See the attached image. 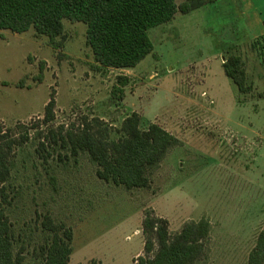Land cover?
<instances>
[{
	"label": "rangeland",
	"instance_id": "rangeland-1",
	"mask_svg": "<svg viewBox=\"0 0 264 264\" xmlns=\"http://www.w3.org/2000/svg\"><path fill=\"white\" fill-rule=\"evenodd\" d=\"M247 1L176 13L148 31L152 53L130 69H99L79 22L63 21L57 47L32 30H0V137L15 141L0 188L13 253L23 248L24 264H41L44 215L72 230L68 264H137L146 210L165 219L170 234L208 219L205 264H247L264 227V34L253 37L260 28ZM252 1L264 21V0ZM231 55L244 62L247 94L223 72ZM118 77L128 79L121 99ZM50 98L54 119L44 123ZM132 113L142 130L156 124L180 143L144 189L100 180L86 154L71 157L47 139L50 129L89 124L117 140Z\"/></svg>",
	"mask_w": 264,
	"mask_h": 264
},
{
	"label": "trees",
	"instance_id": "trees-1",
	"mask_svg": "<svg viewBox=\"0 0 264 264\" xmlns=\"http://www.w3.org/2000/svg\"><path fill=\"white\" fill-rule=\"evenodd\" d=\"M0 0V30L22 34L32 30L46 36L50 44L63 34V21L85 25L86 44L99 69H130L152 53L148 31L171 21L176 13L189 14L217 0ZM257 42H252L254 49ZM223 72L232 80L240 94L251 91L246 82L245 65L239 56H228L222 63ZM128 79L118 77L114 95L122 98ZM54 101L44 108L43 122L54 119ZM121 136L110 140L108 134L94 131L85 124L81 129H50L49 143L64 149L71 157L86 154L96 166V176L127 191L150 185L154 173L179 140L156 124L140 128V117L132 113L120 127ZM0 137V185L9 180L8 157L15 141ZM26 141L27 137H21ZM44 146V145H41ZM0 264H24V249L13 253V231L5 214L9 204L0 188ZM43 242L37 249L41 264H68L72 253V230L55 223L49 215L40 222ZM211 224L206 218L185 223L170 234L165 219L146 210L141 223L143 256L137 264H205L209 253ZM93 264V263H92ZM247 264H264V227L250 251Z\"/></svg>",
	"mask_w": 264,
	"mask_h": 264
},
{
	"label": "crops",
	"instance_id": "crops-1",
	"mask_svg": "<svg viewBox=\"0 0 264 264\" xmlns=\"http://www.w3.org/2000/svg\"><path fill=\"white\" fill-rule=\"evenodd\" d=\"M246 4L247 10H249L252 13V16H255L256 18V23L252 22V25H257L260 28L259 30L256 29V32L254 33L253 37L264 34V21H262V17L259 13V6L257 7L252 0L247 1Z\"/></svg>",
	"mask_w": 264,
	"mask_h": 264
}]
</instances>
